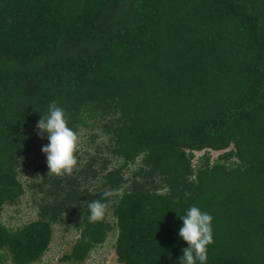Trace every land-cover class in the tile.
Masks as SVG:
<instances>
[{
	"label": "trees",
	"instance_id": "trees-1",
	"mask_svg": "<svg viewBox=\"0 0 264 264\" xmlns=\"http://www.w3.org/2000/svg\"><path fill=\"white\" fill-rule=\"evenodd\" d=\"M52 102L77 133L100 129L107 156L33 180L37 219L10 228L29 161L48 172ZM192 206L214 218L206 264H264V0H0V264L40 262L68 223L61 262L118 233L119 263L180 264Z\"/></svg>",
	"mask_w": 264,
	"mask_h": 264
},
{
	"label": "clouds",
	"instance_id": "clouds-1",
	"mask_svg": "<svg viewBox=\"0 0 264 264\" xmlns=\"http://www.w3.org/2000/svg\"><path fill=\"white\" fill-rule=\"evenodd\" d=\"M37 128L41 138L46 134L49 140V143L42 148L43 153L47 156L49 174L71 175L78 164L76 152L79 136L68 126L65 110L58 106L57 102H52L48 115L38 121ZM32 183L33 180L27 181L28 186ZM28 186H25L27 192L30 189ZM31 191L33 192L30 189L29 192ZM115 195H118V191L106 190L103 193L105 201L96 199L89 202L90 215L88 219L90 223L99 222L105 218L111 202L108 198ZM30 203H32L31 199ZM36 215L38 216V211ZM180 218L183 220V227L180 228L179 235L188 244V247L183 249L180 264H206L208 247L214 242L213 216L202 212L197 206H192L187 210L186 215Z\"/></svg>",
	"mask_w": 264,
	"mask_h": 264
},
{
	"label": "rangeland",
	"instance_id": "rangeland-1",
	"mask_svg": "<svg viewBox=\"0 0 264 264\" xmlns=\"http://www.w3.org/2000/svg\"><path fill=\"white\" fill-rule=\"evenodd\" d=\"M79 136V142L76 152V157L78 160V164L76 168L74 169L73 175L76 170H79L80 168H83V166L88 162V159L90 156H96L102 158L107 156L106 153H104L106 142L108 141L107 136L103 135L100 131V129H82L78 133ZM42 156L40 159L47 164V156L45 153H43L42 148H40ZM40 162V160H39ZM114 163V162H113ZM30 166H27L26 173L21 176V180L25 183V186L27 185V181L29 180H36L37 182H42L46 176V174H49V168L47 173H38L35 171L36 163H32L29 161ZM48 166V164H47ZM98 167V166H97ZM50 175V174H49ZM67 174L61 175V177L65 176ZM87 185V184H86ZM41 194H37L36 198H40ZM24 199L21 200L19 204L14 205L13 207H10L11 205H7L3 209L2 214V221L10 228H16L18 226L24 225L30 221L37 219V207L34 205V203H30V199L33 200L32 193L28 192ZM74 228V225L71 223L65 224V225H55L54 226V240H60L63 235L66 234V232L71 233ZM64 233V234H63ZM108 242V241H107ZM71 250V247H67V251L69 252ZM62 254V253H61ZM110 256V255H109ZM109 264H121L117 260L116 252H113ZM52 264H68L67 262H61V261H54ZM85 264V263H84Z\"/></svg>",
	"mask_w": 264,
	"mask_h": 264
},
{
	"label": "built area",
	"instance_id": "built-area-1",
	"mask_svg": "<svg viewBox=\"0 0 264 264\" xmlns=\"http://www.w3.org/2000/svg\"><path fill=\"white\" fill-rule=\"evenodd\" d=\"M117 235L118 233H110L106 242L92 250L90 256L85 261V264H109L110 257L112 253L115 252V242L117 239ZM79 237V231L72 230L71 233L66 232V234L63 235L60 240L55 241L53 233V238L48 246V250L41 258V261L36 264H52L54 261H59L60 257L67 249V247H72Z\"/></svg>",
	"mask_w": 264,
	"mask_h": 264
},
{
	"label": "flooded vegetation",
	"instance_id": "flooded-vegetation-1",
	"mask_svg": "<svg viewBox=\"0 0 264 264\" xmlns=\"http://www.w3.org/2000/svg\"><path fill=\"white\" fill-rule=\"evenodd\" d=\"M65 176H67V175H65ZM65 176H63V177H65Z\"/></svg>",
	"mask_w": 264,
	"mask_h": 264
}]
</instances>
